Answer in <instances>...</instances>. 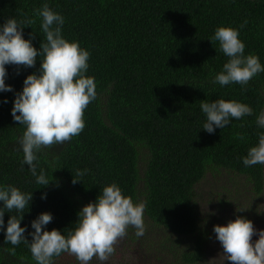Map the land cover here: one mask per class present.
Instances as JSON below:
<instances>
[{
    "label": "trees",
    "instance_id": "1",
    "mask_svg": "<svg viewBox=\"0 0 264 264\" xmlns=\"http://www.w3.org/2000/svg\"><path fill=\"white\" fill-rule=\"evenodd\" d=\"M45 3L64 17L63 37L90 52L86 75L95 80L97 98L86 108L78 136L37 154V173L43 169L53 178L42 187L22 163L19 139L26 126L14 121L11 111L24 80L39 74L43 58L37 57L34 68L5 66V83L13 91L0 92V188L33 193L21 221L25 235L31 241V222L44 212L53 215L46 230L67 235L77 226L78 212L115 183L125 197L146 205L144 215L154 225L194 238L192 250L180 260L198 264L205 236L196 187L208 175L225 171L247 179L255 196L264 194V165L243 163L264 133L256 123L264 111V72L243 87L213 83L229 58L218 41H210L218 27L237 29L245 55L258 56L264 66V0H0V26L9 18L35 20L23 35L34 34L32 44L39 50L45 34L35 10ZM219 99L245 103L253 114L209 134L200 104ZM78 171L85 174L73 184ZM12 215L20 214L5 212L0 230V264H36L23 242L15 246V256L8 252L14 247L5 243ZM67 255L54 257L53 264Z\"/></svg>",
    "mask_w": 264,
    "mask_h": 264
},
{
    "label": "clouds",
    "instance_id": "2",
    "mask_svg": "<svg viewBox=\"0 0 264 264\" xmlns=\"http://www.w3.org/2000/svg\"><path fill=\"white\" fill-rule=\"evenodd\" d=\"M35 15L42 17L41 28L45 34L39 50L32 44L34 34L30 39H25L23 35L25 25L31 26L35 20L9 18L0 26V92L13 91L12 86L5 83L8 75L6 65L34 68L37 57L43 58L39 74L33 73L24 80L23 91L16 94L11 114L14 121L26 126L19 139L24 154L22 163L30 167L32 175L37 178L36 183L45 187L53 178L49 179L43 169L37 173V154L44 148L70 141L84 130V113L97 98V86L94 78L86 75L90 52L81 48L79 42H70L62 35L64 17L54 12L47 3L36 9ZM210 41L213 45L218 41L219 50L229 58L213 83L221 86L237 83L243 87L264 72L258 56L245 55L246 46L237 29L218 27ZM200 107L207 118L203 130L209 134L215 133L217 128L224 129L233 118L241 119L253 114L249 105L234 100L219 99L211 103L204 100ZM256 123L264 128V111L260 112ZM236 136L244 139L239 133ZM243 163L248 167L264 165V133L259 134L258 145L249 149ZM84 174L78 171L72 183L81 181L77 176ZM32 199L33 193L22 192L14 186L0 188V201H3L0 230L4 229L5 212L19 213V216L12 215L7 222L5 243L14 246L8 249L13 256L16 255L15 246L22 242L29 245L36 264H53V258L62 253L75 256L80 264H89L94 257L107 261L130 226L136 229L137 237L143 236L146 230V205L143 202L134 203L113 183L103 188L95 202L85 205L78 212L79 219L73 231L67 235L59 229L47 231L46 226L53 221V215L44 212L31 222L35 231L29 233L32 237L29 241L25 235L27 226L21 227V221ZM42 199H46V194ZM213 231L231 264H264V230L256 229L251 220L237 216L226 225H215ZM257 235L259 239L253 241Z\"/></svg>",
    "mask_w": 264,
    "mask_h": 264
},
{
    "label": "rangeland",
    "instance_id": "3",
    "mask_svg": "<svg viewBox=\"0 0 264 264\" xmlns=\"http://www.w3.org/2000/svg\"><path fill=\"white\" fill-rule=\"evenodd\" d=\"M196 205L199 229L205 236L204 256L198 264H231L223 254L216 239L214 226L226 225L237 216L246 217L258 230H264V194L255 196L244 177L225 171L208 175L196 187ZM145 233L136 236V229L129 227L127 235L115 246L107 261L93 258L89 264H183L180 256L191 251L194 238L175 236L159 228L144 215ZM259 239L254 236L253 241ZM56 264H80L73 255H67Z\"/></svg>",
    "mask_w": 264,
    "mask_h": 264
}]
</instances>
